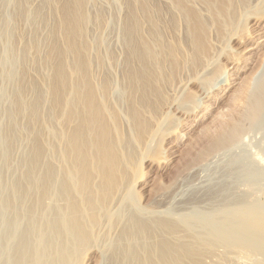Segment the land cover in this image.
Masks as SVG:
<instances>
[{
  "label": "bare ground",
  "instance_id": "bare-ground-1",
  "mask_svg": "<svg viewBox=\"0 0 264 264\" xmlns=\"http://www.w3.org/2000/svg\"><path fill=\"white\" fill-rule=\"evenodd\" d=\"M29 1H16L18 7L10 18L16 25L27 24ZM96 1L100 2L43 0L34 10L33 19L36 22L44 18L45 52L41 55V42L34 38L23 50L15 46L12 49L10 45L9 54L4 57L23 62V68L25 65L21 79L17 75L19 84L15 78L13 107L8 111L11 120L17 116L21 119L17 118L19 123L6 136L10 141L24 142L27 152L19 163L10 158L9 149L2 154L1 173L5 176L0 177V184L8 196L1 206L4 210L24 212L39 238L43 226L48 248L37 257L38 253L34 256L26 250V245L22 246L19 255L16 253L15 264H45L44 258H47L46 264H75L83 249L110 239L102 232L118 227L121 219L116 212L121 209L128 212L130 219L121 224L115 242L113 258L119 264H235L229 254L247 251L240 235H248V244L264 240V224L258 222L263 220L254 212L245 210L249 224H240L229 233L187 235L186 230L192 227L169 216L144 217L145 210L137 206L132 182L142 176L139 164L151 145V120L161 115L157 105L164 100L157 101L165 94L161 89L160 96L158 83L172 81V76L184 64L195 68L206 58L210 52V33L220 41L238 29L237 14L248 9L249 0H109L112 5L120 2L124 10L120 21L123 60L119 74L123 86L122 90L119 88L121 96L117 94L121 105L117 97L118 100H112L116 96L112 95L115 94L114 77L109 74V63H106L107 59L114 62L116 59L112 53L108 57L109 49L102 45L103 29L108 25L107 9L98 4L92 16L87 10ZM7 23L0 31V40L11 43L14 37L20 39L23 31L18 27L19 33L13 37L7 31ZM28 63L37 69L38 78L33 72L36 69L31 70L36 79L28 77ZM215 84L209 85L208 93ZM256 106L251 110L253 114L260 111ZM121 107L123 111L119 110ZM9 171L17 173L10 182L6 179ZM3 190L0 186V193ZM42 219L46 221L38 223ZM246 253L244 257L248 259L251 253ZM207 258L212 260L208 262ZM258 264H264V258Z\"/></svg>",
  "mask_w": 264,
  "mask_h": 264
},
{
  "label": "rangeland",
  "instance_id": "rangeland-1",
  "mask_svg": "<svg viewBox=\"0 0 264 264\" xmlns=\"http://www.w3.org/2000/svg\"><path fill=\"white\" fill-rule=\"evenodd\" d=\"M16 1L0 0V31L4 30L3 26L7 22L10 23V25L6 24L7 31H11L13 37L15 33H19V30L23 31L20 39L12 37L15 41L18 39L17 42L10 40L12 42L7 43L0 40V177L5 176L4 173H1L4 169L2 154L5 150L9 149L7 151L14 163H19L27 152V145L24 142L16 139L10 141V138L6 136V132L20 121L17 119L20 116L13 118L12 121L8 111L11 106L13 107L12 89L17 80V84L20 83V74L25 65L23 68V62L17 61L16 63L14 60H5V54L10 51L12 46L23 50L24 46L28 44L27 42L35 40L34 38L41 42V48H39L42 52L41 55L45 52L44 48L46 49L44 38L47 30L42 21L44 18L36 22L33 19L34 10L40 7L43 0L29 1L28 22L26 25H20L23 29L19 24L16 25L15 21V23L12 22L13 20L11 21V17L18 7ZM108 1H96L95 6L90 3V7H93L88 6L87 10L90 12H87L89 16H92L99 6L104 10L107 9L105 20L108 25L103 29L104 36L102 35V37L105 41L102 45L104 44L109 49L108 52L105 48L108 57L113 54L112 58L116 59L115 62L114 59H111L115 65L110 59H107L106 63H109V66L107 65L109 74L114 77V80L112 77L113 88H115L114 90L118 89L117 91L113 90L115 94L112 95L116 96H113L112 100L118 98L121 105V97L118 96L121 92L120 89L122 90L121 86H123L120 78L123 60L120 21L124 16V10L120 2L112 5ZM159 1L163 2L164 0ZM249 5L248 9L237 14V26L239 23L241 26L234 29L237 31L233 30L228 35L226 34L228 37L226 36L225 41L222 39L219 41L213 33H210L211 50L209 49L207 59L205 57L201 59L202 61L200 60L195 68L184 64L185 67H181L172 76V81L169 78L168 81L164 79L168 84H166L167 82L163 84V80L158 83L160 93L163 90L162 93L165 94L161 93L160 96H163L161 100L159 98L157 101L160 103L164 100L161 105L159 104L160 106L157 105L160 108L157 109L159 112L161 111L158 113L161 115L157 114L158 119L156 117L151 120V123H156L155 125L152 123L151 145L147 154H144V157L142 156L140 159L139 166L142 176L133 180L132 188L137 196L138 208L145 210L144 217L157 218L158 216L162 218L164 215L163 217L167 218L169 216L168 218L173 221L192 227L186 230L187 235L218 231L229 233L240 224L247 226L250 218L245 210L254 212L255 216L260 218L259 220H263L257 221L262 222L261 225L264 224V0H249ZM244 12L246 13L243 14ZM43 14H47V12ZM16 26L17 29H15ZM181 35L178 37L179 39L182 38ZM111 65H113L112 70L110 69ZM26 69H28L29 78H35V75L38 78L37 69L30 63ZM31 70L36 74L34 75ZM9 74L11 79L6 78V75L9 76ZM17 75L20 76V79L17 78ZM215 83L217 86H214L208 93L209 85H216ZM162 85L169 86V88L165 89ZM116 103L115 101L114 104ZM116 106H119L118 103ZM255 106L256 108L260 107V111L256 109L258 111L254 113L256 115L252 112V109L255 110ZM122 109L121 107L119 110ZM122 111L120 112L123 113ZM123 125V130H127L125 122ZM16 176V172L9 171L6 174V179L10 182ZM0 186L3 190L4 186L1 184ZM7 196L6 190L0 193V264H15L16 256L25 245L26 250L28 249L30 253L33 252L34 256L37 255L36 253L39 254L37 257L42 256L48 250L47 233L43 229L44 227H40L42 233L39 238L40 235L36 233L37 229L33 228L24 212L4 210L1 203ZM116 214L120 215L121 219L118 227H114V230L110 229V231L104 229L102 232V234L106 233L110 239L101 240L99 244L83 249L77 255L75 264H119L113 258L115 242L118 239L121 224L126 219L129 220L130 217L128 212L122 209ZM15 219L17 220L15 221ZM45 221L46 219H42L38 223ZM245 235H240V238L243 237V241L247 245L245 248L251 254L248 253L247 259L244 257L247 251L237 252V254L232 251L229 254L231 262L258 264V261L264 258V240L249 241L248 244L249 237L247 234ZM246 238L248 239L246 240ZM259 241L263 244L261 245ZM108 244H110V248ZM250 245L252 246L250 247ZM248 248L252 251H249ZM258 249H261L263 254ZM219 250H217L218 253L221 252V249ZM111 252L113 253L111 254ZM257 252L259 254L261 252V256H258ZM240 257L246 260L243 261ZM259 257L260 259H258ZM43 260L46 264L47 258ZM207 260L209 262L212 259L207 258Z\"/></svg>",
  "mask_w": 264,
  "mask_h": 264
}]
</instances>
